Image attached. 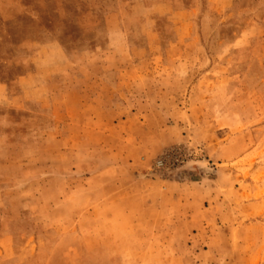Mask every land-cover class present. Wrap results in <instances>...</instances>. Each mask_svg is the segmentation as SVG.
<instances>
[{
	"label": "rangeland",
	"instance_id": "rangeland-1",
	"mask_svg": "<svg viewBox=\"0 0 264 264\" xmlns=\"http://www.w3.org/2000/svg\"><path fill=\"white\" fill-rule=\"evenodd\" d=\"M257 1L0 0V264H264Z\"/></svg>",
	"mask_w": 264,
	"mask_h": 264
},
{
	"label": "crops",
	"instance_id": "crops-1",
	"mask_svg": "<svg viewBox=\"0 0 264 264\" xmlns=\"http://www.w3.org/2000/svg\"><path fill=\"white\" fill-rule=\"evenodd\" d=\"M258 7L264 6V0H258L257 3L255 4ZM251 21V20H250ZM4 100H0V102H3Z\"/></svg>",
	"mask_w": 264,
	"mask_h": 264
}]
</instances>
